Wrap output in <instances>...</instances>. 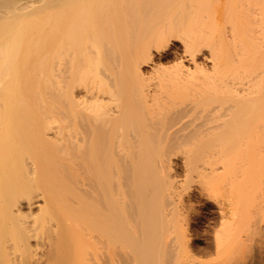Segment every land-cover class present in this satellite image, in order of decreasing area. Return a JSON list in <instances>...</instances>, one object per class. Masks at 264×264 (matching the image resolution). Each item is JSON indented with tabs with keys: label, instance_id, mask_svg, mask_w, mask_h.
<instances>
[{
	"label": "bare ground",
	"instance_id": "bare-ground-1",
	"mask_svg": "<svg viewBox=\"0 0 264 264\" xmlns=\"http://www.w3.org/2000/svg\"><path fill=\"white\" fill-rule=\"evenodd\" d=\"M0 51V264H264V0H0Z\"/></svg>",
	"mask_w": 264,
	"mask_h": 264
},
{
	"label": "rangeland",
	"instance_id": "rangeland-1",
	"mask_svg": "<svg viewBox=\"0 0 264 264\" xmlns=\"http://www.w3.org/2000/svg\"><path fill=\"white\" fill-rule=\"evenodd\" d=\"M196 206H197V205H196ZM202 206H203V205H201V204H200V205L198 204V206H197V207H198L197 210L200 211V212L198 211V214L201 213L200 216H201V215L204 216V215L206 214V210L203 211V210L205 209V206H203V207H202ZM201 208H203V209L201 210ZM213 209H214V208H213ZM213 209H211V211H212ZM202 211H203V212H202ZM211 215H212V221H213V222L218 220V213H217L216 209H214V210L212 211V214H211Z\"/></svg>",
	"mask_w": 264,
	"mask_h": 264
},
{
	"label": "clouds",
	"instance_id": "clouds-1",
	"mask_svg": "<svg viewBox=\"0 0 264 264\" xmlns=\"http://www.w3.org/2000/svg\"><path fill=\"white\" fill-rule=\"evenodd\" d=\"M0 53H2L5 57L7 56V54L6 53H4L3 51H0Z\"/></svg>",
	"mask_w": 264,
	"mask_h": 264
}]
</instances>
